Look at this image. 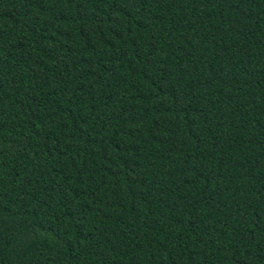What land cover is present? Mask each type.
<instances>
[{
    "label": "trees",
    "instance_id": "trees-1",
    "mask_svg": "<svg viewBox=\"0 0 264 264\" xmlns=\"http://www.w3.org/2000/svg\"><path fill=\"white\" fill-rule=\"evenodd\" d=\"M0 264H264V0H0Z\"/></svg>",
    "mask_w": 264,
    "mask_h": 264
}]
</instances>
